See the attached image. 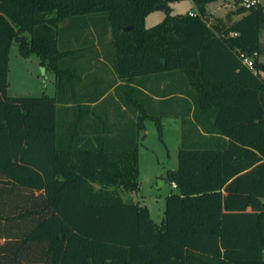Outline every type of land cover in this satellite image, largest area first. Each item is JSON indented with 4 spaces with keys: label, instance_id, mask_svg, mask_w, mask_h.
Segmentation results:
<instances>
[{
    "label": "trees",
    "instance_id": "obj_1",
    "mask_svg": "<svg viewBox=\"0 0 264 264\" xmlns=\"http://www.w3.org/2000/svg\"><path fill=\"white\" fill-rule=\"evenodd\" d=\"M177 1L0 0V264H264V64L242 62L264 53V5L211 24L214 0H192L195 15L167 12L146 26L156 5ZM90 27L111 32L127 105L132 84L175 81L158 92L173 93L183 131L179 166L162 177L178 192L161 223L124 196L141 188L145 121L163 137L152 98L129 140L80 135L83 122L66 128L57 117L86 55L69 44H89ZM13 42L55 73L56 96L8 94Z\"/></svg>",
    "mask_w": 264,
    "mask_h": 264
},
{
    "label": "rangeland",
    "instance_id": "obj_2",
    "mask_svg": "<svg viewBox=\"0 0 264 264\" xmlns=\"http://www.w3.org/2000/svg\"><path fill=\"white\" fill-rule=\"evenodd\" d=\"M259 1L264 5V0ZM240 6V0H214L208 5V10L212 14L208 21L211 24L217 23V18L219 20L229 19L228 22L235 21L240 17L237 13ZM195 8L196 6L190 0H180L172 4L170 14H186L192 12L193 9L196 10ZM166 15L165 11L152 12L146 18V26L152 27L158 24ZM87 33L91 37L89 44L85 46L69 44L70 47L83 49L86 55L108 50L105 43L108 42V38H112L111 36L108 37L107 34L104 37L94 27L88 28ZM260 35L264 43V31ZM259 61L264 64V53L260 55ZM55 89V73L43 67L37 55L23 57L19 52L18 43L13 42L9 52L8 94L12 96H53ZM179 125L178 120L164 119L163 137L161 138L155 122L152 120L146 122V134L140 143L139 150L141 188L139 192L124 194L126 199L146 205L151 212L152 219L157 223H161L165 217L166 197L170 193L178 192L167 181L162 186L161 180L169 169H177L179 166L181 144Z\"/></svg>",
    "mask_w": 264,
    "mask_h": 264
},
{
    "label": "crops",
    "instance_id": "obj_3",
    "mask_svg": "<svg viewBox=\"0 0 264 264\" xmlns=\"http://www.w3.org/2000/svg\"><path fill=\"white\" fill-rule=\"evenodd\" d=\"M190 1L193 2L192 0ZM172 4L170 5L171 7ZM195 11L193 9L192 12ZM241 16L242 14H240ZM109 36H111V32L108 33ZM110 41L111 38H108V42L105 41L108 50L105 49L103 52L101 51L94 55L80 56L74 60L73 64L77 68L80 77L76 80L74 87L63 94L62 100L58 103L57 117L59 121L66 128L73 125L75 121L83 122L79 134L88 133V136L93 139L96 136L93 133L99 132L107 135L106 137L109 139L121 135L126 137V140H129L132 137L131 130L135 127L134 124L137 117L140 111L145 108V94H147L152 98L148 110L152 114L162 116V125L164 119L167 118L179 121L181 143L183 135L182 118L174 115L177 110V102L170 101L174 95L170 93L164 96L158 93L166 88L168 91L175 89V81L170 76L167 79L152 77L145 82L147 87L140 83L132 84L135 90L130 92V97L134 101H132V106L127 105L125 103V89L123 88L125 81L119 78L114 69L113 50L111 49V43L109 44ZM261 42L263 43L262 40ZM56 82L55 77L56 89L53 96H56L58 90ZM148 120L152 119H147L145 124ZM145 134L144 130L139 132V150ZM68 139V134H64L62 142L66 143ZM163 184L164 181L161 180V185L163 186ZM172 187L174 186L172 185Z\"/></svg>",
    "mask_w": 264,
    "mask_h": 264
},
{
    "label": "built area",
    "instance_id": "obj_4",
    "mask_svg": "<svg viewBox=\"0 0 264 264\" xmlns=\"http://www.w3.org/2000/svg\"><path fill=\"white\" fill-rule=\"evenodd\" d=\"M259 3H260L259 0H240L241 6H243L246 9H251V8L257 6ZM190 14L195 15L196 13L190 12ZM259 57H260V55L258 52H254L252 55H243L242 56V62L248 68L255 69V61ZM173 186L176 187V184H173Z\"/></svg>",
    "mask_w": 264,
    "mask_h": 264
},
{
    "label": "water",
    "instance_id": "obj_5",
    "mask_svg": "<svg viewBox=\"0 0 264 264\" xmlns=\"http://www.w3.org/2000/svg\"><path fill=\"white\" fill-rule=\"evenodd\" d=\"M155 11H165V12H171L172 7L168 4H158L155 6ZM126 29H131V27H128ZM165 62V60H163Z\"/></svg>",
    "mask_w": 264,
    "mask_h": 264
}]
</instances>
